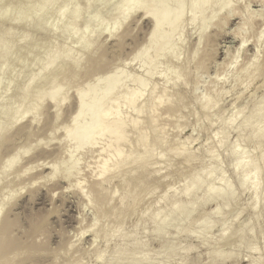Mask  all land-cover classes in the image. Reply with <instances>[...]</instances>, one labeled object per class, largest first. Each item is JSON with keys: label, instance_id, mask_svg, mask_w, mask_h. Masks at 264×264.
Listing matches in <instances>:
<instances>
[{"label": "rangeland", "instance_id": "obj_1", "mask_svg": "<svg viewBox=\"0 0 264 264\" xmlns=\"http://www.w3.org/2000/svg\"><path fill=\"white\" fill-rule=\"evenodd\" d=\"M124 1L0 0V226L11 219L13 264H264V111L250 114L264 101V0ZM162 3L168 19L148 40ZM115 67L92 131L119 120L118 134L80 148L66 140L76 104ZM100 76L97 94L111 78Z\"/></svg>", "mask_w": 264, "mask_h": 264}, {"label": "bare ground", "instance_id": "obj_2", "mask_svg": "<svg viewBox=\"0 0 264 264\" xmlns=\"http://www.w3.org/2000/svg\"><path fill=\"white\" fill-rule=\"evenodd\" d=\"M175 1H177V0H175ZM46 2H47V0H46ZM48 2L51 4V3H54L55 2V0H48ZM138 2H139V0H125L124 1V5L126 6V8L128 9V8H131L132 6L133 7H135V6H138ZM165 8V4H163L162 3V6H161V8L159 9L160 11H159V13L156 15V16H150V19H151V21H152V27H151V29H152V31H151V33L150 34H148V37H149V35H150V37L148 38V40H150V38H151V36H152V34L153 33H156V32H158L159 30H160V28L166 23V21H167V19H168V17H166L167 16V14H166V10L164 9ZM136 9V8H135ZM138 9V8H137ZM137 9H136V11H137ZM135 12V11H134ZM147 13V12H146ZM146 13H144L145 15H147ZM151 13L149 12V15H150ZM149 15H147V16H149ZM149 18V17H148ZM227 19V18H226ZM225 18L224 19H222V21L220 22L219 21V23H220V26L223 24V22L226 20ZM226 22V21H225ZM224 22V23H225ZM227 23V22H226ZM218 25V24H217ZM219 26V27H220ZM222 28V27H221ZM203 29V28H202ZM200 30V33H199V35L201 36V34H202V32H203V30ZM150 32V31H149ZM262 32H264V31H262ZM111 33V32H110ZM264 34V33H263ZM129 35V34H128ZM260 35H262V33H260ZM200 36H198V37H200ZM264 37V35L263 36H261V39ZM200 38H198L197 40H199ZM123 40V39H122ZM147 40V39H146ZM120 41V40H119ZM212 41V40H211ZM210 41V42H211ZM244 41V40H243ZM246 43V42H245ZM245 43L244 42H241V44L239 43L238 44V47H239V50L240 49H242V47H244L243 45H245ZM208 45V44H207ZM240 45V46H239ZM119 46V45H118ZM120 47V46H119ZM206 48H208V47H206ZM209 49V48H208ZM140 50H141V48H139L138 50H137V54H139V52H140ZM204 51V50H203ZM211 52V51H210ZM237 52H238V50H237ZM255 53V52H254ZM254 53H253V55H254ZM136 54V55H137ZM202 54V53H201ZM207 54H208V52H207ZM130 55H132V54H130ZM205 56V55H204ZM208 56V55H207ZM206 57V56H205ZM256 57V54H255V56L253 57L252 56V58L254 59ZM202 58V57H201ZM213 58V57H212ZM251 58V59H252ZM206 59V58H205ZM207 59H208V57H207ZM250 59V60H251ZM252 59V60H253ZM200 60V59H199ZM204 60V58H202V61ZM250 60L248 61V62H250ZM252 60H251V62H252ZM205 61V60H204ZM204 61L203 62H201V64H199L200 65V67L202 66H204L202 63H204ZM235 61L233 60V63H234ZM196 63V62H195ZM197 64V65H198ZM205 64V63H204ZM96 65V67H97V65L98 64H95ZM118 65V64H117ZM120 65V64H119ZM209 65V64H208ZM252 65V66H251ZM251 65H245L246 67H244L245 68V71H247L249 68H250V66H251V69L253 70V65L254 64H251ZM91 67H92V65H91ZM95 66H93V68H96ZM119 67V66H118ZM118 67L115 69V70H113V69H110V70H108V71H106V72H103L102 74H100V75H103V76H105L106 78L105 79H107V78H109V75H111L110 77V79H108L107 81H106V83H105V89H103V92H101L100 94H97V87L99 86V84H100V82L101 81H99V79L98 78H100L101 76L99 75V77H98V75H97V79H96V77L94 78H92L93 79V83H92V86L90 87V89H89V92H88V94H87V97H86V99L85 100H83V99H79V101H78V104H76L77 106V108H76V110H74L75 112H73L74 114H72L73 115V117L71 118V121L70 122H72L73 123V125H74V127L72 128V129H70L68 132H67V136H66V140H75L76 142H77V139L79 140L80 139V144L79 143H77V145L79 144V146H80V148H81V146H83V147H85V148H88V146L90 147L91 146V144L93 143V142H95L96 143V141L95 140H100V141H102V139H105V138H109V137H111V136H114L115 135V132H117L118 131V129H119V127H120V125H121V122L118 120V121H116V122H114V123H109V124H107V125H105L104 126V128H103V130H101L97 135H95L94 134V132L92 131V128H93V126L95 125V123L96 122H98V121H106V119L108 118V113L110 112V110H111V108H106L102 113H97V112H95V111H93L92 109L93 108H95V106H98V105H100L101 103H105V102H108L109 101V99H110V96H111V94H112V90H113V87L118 83V84H120L121 82H120V79H119V70L117 71V69H118ZM196 67V66H195ZM197 68H199L198 66H197ZM204 68V67H203ZM244 68L242 69L241 68V70L240 71H237L236 73H235V75H234V77H233V81L232 82H235L236 81V79L239 77V75L241 74V72L244 70ZM89 70H90V68H88ZM87 69V70H88ZM92 69V68H91ZM200 69V68H199ZM86 70V71H87ZM112 70V71H111ZM86 71H85V73H86ZM188 71V70H187ZM198 71V70H197ZM87 72H92V71H87ZM112 73L113 74V76H112V74H110V73ZM88 73V74H89ZM86 75H87V73H86ZM187 75V74H186ZM190 75V74H189ZM108 76V77H107ZM113 77V78H112ZM73 79L74 78V75H73V73H71L70 74V76H69V79ZM249 77H247V79H248ZM53 79H54V77H51L50 78V80H52L53 81ZM91 79V80H92ZM101 79L103 80L104 78L103 77H101ZM246 79V78H245ZM52 81H50L51 83H52ZM247 81V80H246ZM245 81V82H246ZM67 82V77H66V79H65V83ZM123 82H125V81H123ZM122 82V83H123ZM127 82V81H126ZM129 82H135V79L134 78H131V80H129ZM50 83V84H51ZM143 83H146V82H142V85H141V83H139L138 85H141V87L139 88V87H137V89L139 88V89H141L140 91H142V89L144 90V86L145 85H143ZM247 83V82H246ZM249 85V84H248ZM90 86V85H89ZM124 86H126V85H124ZM183 86V85H182ZM246 86V85H245ZM244 86V87H245ZM248 86H246L245 88H244V90L247 88ZM137 89L135 88V92H137ZM78 91H79V89H77ZM133 92H134V90H133ZM220 92V91H219ZM140 93V92H139ZM141 94V93H140ZM132 95H134V94H132ZM52 96H54V95H52ZM177 96V95H176ZM41 97L42 96H40V99H41ZM140 95H136V93H135V95L131 98V96H130V98L131 99H128V103L130 104V105H134L135 104V102L136 101H138L140 98ZM80 98V97H79ZM197 99V98H196ZM238 99V98H237ZM264 100V99H263ZM178 101V100H177ZM151 102V104L153 105V103H154V100L153 99H149V103ZM264 101H260L258 104H257V106H254V107H252V109H251V111H250V114H260V113H262L263 111H264V104L263 105H261L262 103H263ZM170 103H172V102H170ZM173 104V103H172ZM154 105H157V104H155L154 103ZM168 105H169V103H168ZM170 107V106H169ZM176 107V106H175ZM216 107H217V105H216ZM165 109H167L166 111L169 113H172V112H174V111H172V109H171V107L170 108H165L164 107V109L163 110H165ZM175 109H177V108H175ZM174 109V110H175ZM202 109V108H201ZM242 109V110H241ZM240 110H241V112L243 111V108H241ZM192 110V109H191ZM238 111H239V108L237 109ZM237 110H235L233 113L235 114V113H239ZM86 111H88V113H89V118L87 119V121H85V122H83L82 124H79L78 122L76 123V121H78V118H80V116L83 114V113H85ZM176 111V110H175ZM237 111V112H236ZM240 112V113H241ZM153 113V112H152ZM165 113V112H164ZM164 113H161V114H164ZM232 113V114H233ZM243 113V112H242ZM154 114V113H153ZM167 114V113H166ZM174 114V113H173ZM237 115H239V114H237ZM241 115V114H240ZM164 117H166L165 115H163ZM232 117H230V119H228V120H230V122H231V119H232V121L234 120V117L235 116H233V115H231ZM160 117H162L161 115H160ZM169 117H171V115L169 116ZM179 117V116H178ZM156 118V117H155ZM177 118V117H176ZM154 118H151V120H153ZM166 119H168V117H166ZM178 119V118H177ZM162 120V119H161ZM157 121V120H156ZM155 120L153 121V122H155V123H153V124H158L157 122H156ZM175 121V120H174ZM71 123V124H72ZM151 123V122H150ZM232 123V122H231ZM140 124V123H139ZM138 124V125H139ZM172 124V123H171ZM228 124V126L227 127H229V124L230 123H227ZM140 126V125H139ZM138 126V127H139ZM150 126H151V124H150ZM158 126V125H157ZM178 126V125H177ZM225 126V125H224ZM223 125L221 126V128L219 129L218 128V132L216 133V135L217 134H219L221 131V129H223V128H225ZM231 126V125H230ZM137 127V128H138ZM154 127H155V125H154ZM151 128V127H150ZM156 128V127H155ZM242 128V124H241V126H239L238 127V129H241ZM138 129H140V127L138 128ZM143 129V128H142ZM141 129V130H142ZM237 129V130H238ZM153 130H154V128H153ZM138 133V132H137ZM117 134H118V132H117ZM256 136H258V134H256ZM119 138H120V136H118ZM138 137H141V138H145V136H144V132L143 131H141V132H139V134H138ZM123 139V138H122ZM156 140H157V138H156ZM155 140V141H156ZM158 140H161V139H158ZM6 142L7 141V139L5 140H1L0 141V146L3 144V142ZM123 141V140H122ZM144 142H147V139H143L142 140V143H144ZM154 142V141H153ZM256 142V141H255ZM5 144V143H4ZM3 144V145H4ZM159 144L160 145H162L161 144V141H157V145L159 146ZM93 145H94V143H93ZM155 145V144H154ZM156 145V146H157ZM78 146V147H79ZM87 146V147H86ZM82 147V148H83ZM1 148V147H0ZM64 150H61V151H59L58 152V156H62L64 153ZM56 155V156H57ZM57 156V157H58ZM120 156H121V151H120V149H116V151H115V157H116V159H115V162H114V164L115 165H117L119 162H120ZM186 158H182L184 161H186V160H188V159H191L192 157H195L194 156V154L192 153V154H188L187 156L186 155H184ZM183 156V157H184ZM1 158V157H0ZM59 158V157H58ZM108 162H109V160H105V161H103L102 162V165H101V170H100V172L98 173V176L99 177H103L104 176V174H106V172L108 171L107 170V164H108ZM149 167V165L147 164V160H144V161H141L140 162V164L138 165V167L137 168H135L130 174L131 175H129V177H128V180H130V181H132L131 183H127L128 185L129 184H133L134 185V188H135V190H133L134 188L132 187V193H131V195H129V196H131V198H133V196L135 195V194H138L139 193V191H140V188H139V191H136V187H137V185H138V182H139V184L141 183V182H143V181H141V179L140 178H142V175L145 177V171L147 170V168ZM151 169V168H150ZM149 169V170H150ZM154 171V170H153ZM153 171H152V173H153ZM150 172H151V170H150ZM258 174V171L256 170L255 171V175L254 176H256ZM140 179V180H139ZM109 181V180H108ZM135 181H136V183H135ZM242 182L245 184L246 182H247V179L245 178V177H242ZM104 183V182H103ZM101 184L102 183H99V182H96L95 184H92L93 186V189H96L97 191H95V193H97V195L99 194L100 195V193L102 192V191H105L104 190V188H103V190H102V188H101ZM130 186V185H129ZM125 188H127V187H125ZM102 190V191H101ZM128 190V189H127ZM130 190V189H129ZM212 194H214V195H216L217 194V192L214 190V191H212ZM99 195L97 196V200L98 201H100V200H102V199H99L98 197H99ZM103 193H102V195H101V197H103ZM120 206V208H122L121 206H123V204H120L119 205ZM118 206V207H119ZM118 207H117V209H118ZM119 208V209H120ZM12 222H11V219H9V218H6V219H4L3 220V223L1 224V226H0V264H13V259H16V257H17V253H15V251H11L12 249H15V244L16 243H12V242H15L14 241V239L10 236V234H11V232H10V229H11V227H12ZM95 225V223L94 224H92L91 226H94ZM17 251V250H16ZM19 253V252H18ZM18 259V258H17ZM29 259H27V261H28ZM24 262H26L25 260H24ZM24 262H22V260H21V262L19 261V262H17V263H14V264H23ZM27 263H29V262H27Z\"/></svg>", "mask_w": 264, "mask_h": 264}]
</instances>
